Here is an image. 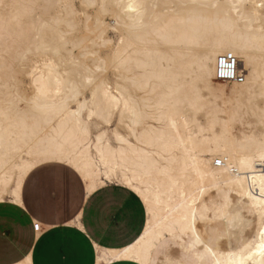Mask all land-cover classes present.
Wrapping results in <instances>:
<instances>
[{"label":"bare ground","instance_id":"obj_1","mask_svg":"<svg viewBox=\"0 0 264 264\" xmlns=\"http://www.w3.org/2000/svg\"><path fill=\"white\" fill-rule=\"evenodd\" d=\"M78 1L82 19L74 0H0V201L56 157L87 193L120 184L145 206L96 264H187L194 247L196 264H264V0ZM224 52L241 82L215 78Z\"/></svg>","mask_w":264,"mask_h":264},{"label":"crops","instance_id":"obj_2","mask_svg":"<svg viewBox=\"0 0 264 264\" xmlns=\"http://www.w3.org/2000/svg\"><path fill=\"white\" fill-rule=\"evenodd\" d=\"M56 168L66 169V180L50 172L41 186H25L31 169L22 181L20 202L0 201V264H16L25 257L31 264H96V248L125 247L144 229L145 206L132 190L107 183L87 193L72 168ZM33 223L39 224L38 231Z\"/></svg>","mask_w":264,"mask_h":264},{"label":"snow or ice","instance_id":"obj_3","mask_svg":"<svg viewBox=\"0 0 264 264\" xmlns=\"http://www.w3.org/2000/svg\"><path fill=\"white\" fill-rule=\"evenodd\" d=\"M47 164V165H51V168H46L43 165ZM67 164V161L64 159H58L56 157H51L47 160L42 161L41 164H38L30 173V175L28 177L25 178V186H28L29 184H31L34 187H39L41 186L47 179H48V175L50 172H55L57 177L60 179H67V172L66 169L64 168H59L57 169L56 166L57 165H65ZM68 167H71L70 164H68ZM74 179L76 180L77 183H79L81 177L79 175H76L74 177ZM250 192H251V197L252 198H258L261 201H264V190L259 192V195L257 197V190L255 188V183H253V185L250 188ZM168 245L167 241H163L161 244V248L162 249H166ZM202 247L204 246L203 244L201 245ZM262 250H264V245L261 246ZM199 249L198 248H192L190 249V253H192V255L188 256L186 259L187 264H196V260H195V255L198 254ZM20 264H30V261L25 259L23 261L20 262Z\"/></svg>","mask_w":264,"mask_h":264},{"label":"built area","instance_id":"obj_4","mask_svg":"<svg viewBox=\"0 0 264 264\" xmlns=\"http://www.w3.org/2000/svg\"><path fill=\"white\" fill-rule=\"evenodd\" d=\"M237 58L231 52H224L219 54L215 60V78L223 82H241L242 75L238 72ZM220 161L216 162L219 165ZM34 231L39 230V224L33 223Z\"/></svg>","mask_w":264,"mask_h":264},{"label":"rangeland","instance_id":"obj_5","mask_svg":"<svg viewBox=\"0 0 264 264\" xmlns=\"http://www.w3.org/2000/svg\"><path fill=\"white\" fill-rule=\"evenodd\" d=\"M74 3H75V5L77 6V8H78V10L76 11V13L74 14V17L75 18H78V19H82V11L84 10V9H81L80 8V4H79V1L78 0H74ZM84 8H87L86 10H90L89 12H92V13H94V11L96 10V6H94L93 5V7L92 8H90V6L89 7H84ZM93 10V11H92ZM57 11H61V8H60V6L57 4L56 5V8L55 9H52L51 10V12H53V13H56ZM106 21H111V19L109 18V17H106ZM77 31H81V32H75V34L77 33V35L78 36H85V38L87 37V40L86 39H84L85 41H82V42H84V44L83 45H85V46H89V47H92L93 46V44H92V42L90 43V38H92L93 37V34L92 33H90L89 34V32H87L88 30H85V29H81V30H77ZM85 32V33H84ZM83 33V34H82ZM80 34H82V35H80ZM85 34H87V35H85ZM90 36H89V35ZM108 34H109V36L110 37H113V38H115V36H114V34H113V32L110 30L109 32H108ZM89 37V38H88ZM15 38V37H14ZM87 41V42H86ZM92 48H97L96 46H93ZM99 53H101V54H103V52H104V48L103 47H101V46H99L98 47V49H96ZM75 53H77V49H76V51H75ZM90 57V56H89ZM90 59H92V57L91 58H84V60L86 61V62H91V61H89ZM13 64H14V67L18 70V71H20V74H19V78H21V81L23 80V81H25V82H23V84L24 85H28V84H30V83H28V81H30V80H28L29 79V76L28 75H26V71L24 72V70H27V67H25V66H23L21 63L19 64V62H13ZM107 70H105V72L103 73V74H111V67H109L108 66V68H106ZM23 73H24V75H23ZM21 75V76H20ZM26 76V77H25ZM26 79V80H25ZM28 80V81H27ZM27 83V84H26ZM27 87H29V86H27ZM28 91H30L29 90V88H28Z\"/></svg>","mask_w":264,"mask_h":264}]
</instances>
